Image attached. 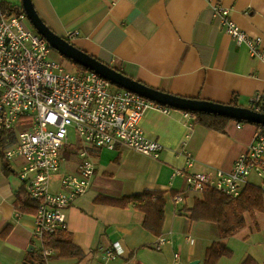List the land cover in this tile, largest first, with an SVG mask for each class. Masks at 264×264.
Listing matches in <instances>:
<instances>
[{"label":"crops","instance_id":"crops-1","mask_svg":"<svg viewBox=\"0 0 264 264\" xmlns=\"http://www.w3.org/2000/svg\"><path fill=\"white\" fill-rule=\"evenodd\" d=\"M32 2L57 35L67 39L68 33L78 32L68 40L71 44L149 88L219 104L231 105L236 99L246 108L259 94L264 102V62L227 35L214 11L217 6L228 9L240 28L262 38L264 49V0ZM14 4L15 0H0L5 8ZM184 112L151 110L145 114V136L163 147L157 160L123 144L114 150L89 147L95 165L91 186L66 211L65 231L83 252L81 258H61L55 250L50 257L41 255V241L34 235L35 215L20 214L14 206L23 187L19 179L22 162H11L8 173L0 156V264H204L206 251L213 244L228 245L231 238L222 239L216 223L193 222L179 215V209L192 206L200 194L188 193L184 178L174 174L229 172L253 144L258 127L231 121L225 133L198 124L190 128ZM184 150L190 154L192 166ZM75 161L71 173L79 170L80 161ZM258 182L264 184L254 175L249 179V183ZM145 190L162 192L166 198L162 237L169 244L160 251L155 249L160 237L144 229L141 211L100 201ZM52 191H60V181L56 187L52 185ZM179 193H185V200L175 206L173 197ZM115 242L121 243L125 253L108 260L103 251ZM249 256L245 255L240 264Z\"/></svg>","mask_w":264,"mask_h":264},{"label":"built area","instance_id":"built-area-1","mask_svg":"<svg viewBox=\"0 0 264 264\" xmlns=\"http://www.w3.org/2000/svg\"><path fill=\"white\" fill-rule=\"evenodd\" d=\"M214 11L227 35L238 45H246L253 58L264 62L262 38L240 28L228 9L217 6ZM76 36L78 32H70L67 39ZM51 50L31 26L22 0H15L9 8L0 5V131L16 136V143L6 149L5 158L10 163L22 162L19 179L27 195L37 203L34 235L41 241L45 258L52 256L54 250L44 248V237L66 228V211L91 186L95 165L87 146L114 150L117 144H123L157 160L163 147L145 136L142 121L151 110L171 112L169 107L120 89L94 72L67 71L62 63L51 60ZM249 108L264 113L260 94ZM184 113L189 127H193L197 116ZM71 130L77 136L75 144L70 143ZM80 142L84 147L74 148ZM184 153L192 166L190 154L185 150ZM70 154L78 155L79 170L64 175L60 191L54 193L53 176ZM253 175L264 181V126L258 127L253 144L229 172L174 174L184 178L188 193L201 194L210 188L234 197L241 194ZM184 200L185 193L173 197L175 206ZM167 244L169 240L160 237L155 249L160 251ZM103 253L108 260H115L123 257L125 250L120 242H115ZM176 259L180 260L179 255Z\"/></svg>","mask_w":264,"mask_h":264},{"label":"trees","instance_id":"trees-1","mask_svg":"<svg viewBox=\"0 0 264 264\" xmlns=\"http://www.w3.org/2000/svg\"><path fill=\"white\" fill-rule=\"evenodd\" d=\"M1 6L5 8L3 5ZM66 40L68 41V39ZM65 60L74 65L77 71H88V69L70 59L65 58ZM117 71L124 74L120 70ZM231 105L240 106L236 99L232 101ZM195 115L197 116L195 124L219 133H225L228 123L236 121L228 117L209 113H195ZM256 126L260 127L261 125ZM15 143L16 136L14 133L0 131V156L4 159V168L8 173L11 169V163L6 160L5 151ZM100 201L118 208L133 207L141 211L144 214V229L154 236L162 237L166 208L164 193L145 190L121 199L103 198ZM14 206L20 214L35 215L37 211V203L27 195L24 187L21 188L20 193L16 194ZM178 213L179 215L187 216L193 222L209 221L216 223L219 226L222 239L232 238L246 228V214H249L253 219H256L258 213L264 214V184L248 183L238 197L208 188L194 199L192 206L182 207ZM5 236L3 235V237ZM43 245L45 249L59 251L61 258L70 259L83 256V252L73 244L65 229L59 230L53 235L45 236ZM41 255L43 256V254ZM233 255L234 251L227 244L218 242L206 251L204 264H219L222 259L232 258ZM242 264L259 263L255 258L249 256Z\"/></svg>","mask_w":264,"mask_h":264},{"label":"water","instance_id":"water-1","mask_svg":"<svg viewBox=\"0 0 264 264\" xmlns=\"http://www.w3.org/2000/svg\"><path fill=\"white\" fill-rule=\"evenodd\" d=\"M22 6L28 16L31 26L50 45L51 49L57 51L64 58L70 59L80 66L94 72L114 86L138 94L161 106L171 109L191 112L209 113L231 118L237 122H246L264 126V113H258L250 108L219 104L210 101L188 99L165 93L145 86L132 78L118 72L115 68L99 61L86 52L78 49L75 45L51 30L38 15L32 0H22Z\"/></svg>","mask_w":264,"mask_h":264},{"label":"rangeland","instance_id":"rangeland-1","mask_svg":"<svg viewBox=\"0 0 264 264\" xmlns=\"http://www.w3.org/2000/svg\"><path fill=\"white\" fill-rule=\"evenodd\" d=\"M51 60L57 61L63 64L67 71L76 73L77 68L72 65L68 60L63 59L59 53L55 50H51ZM77 136L73 130H71L70 143L75 144ZM74 147V146H73ZM83 148L80 142L77 147ZM88 149L90 146H87ZM73 153V152H72ZM76 154V152H75ZM77 157L68 155V161H65L62 165L60 172L53 176V186L56 187L64 174L73 172V166ZM262 181V179H260ZM261 184L258 182V185ZM247 226L235 237L229 239L228 245L234 251L233 257L224 258L220 264H240L245 255H251L258 260L261 264H264V214L258 213L257 219H253L249 214H246Z\"/></svg>","mask_w":264,"mask_h":264}]
</instances>
